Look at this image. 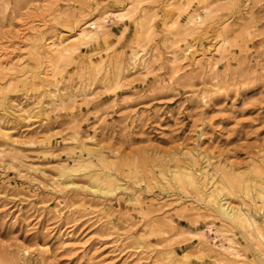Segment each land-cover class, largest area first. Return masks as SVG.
<instances>
[{"label":"rangeland","instance_id":"rangeland-1","mask_svg":"<svg viewBox=\"0 0 264 264\" xmlns=\"http://www.w3.org/2000/svg\"><path fill=\"white\" fill-rule=\"evenodd\" d=\"M0 49V264H264L199 176L264 235V0H0Z\"/></svg>","mask_w":264,"mask_h":264},{"label":"bare ground","instance_id":"bare-ground-1","mask_svg":"<svg viewBox=\"0 0 264 264\" xmlns=\"http://www.w3.org/2000/svg\"><path fill=\"white\" fill-rule=\"evenodd\" d=\"M89 37H90L89 32L84 31V30L78 31L77 36L71 37L72 39H69L71 41L70 44H68L69 41H67L68 40L67 38L66 39L59 38L57 41H54L53 39L47 40L43 36L38 37L37 43H44L47 46L45 56H44L45 63H46L45 69L49 70L50 72H54L57 69L56 63L57 62L59 63V61L73 55V53L78 50L79 43H82ZM3 51H4L3 49H0V53H2ZM4 69H5V65L3 61H1L0 59V72ZM179 174L182 175L187 182L193 185H196L198 183L200 184V180L195 179L193 176V173L189 169L182 168V171H179ZM214 175L215 174H212V173L207 174V171L206 172L204 171L199 174V176H201L202 179H205L206 177L208 178V180L206 181V184H204V189H206L207 185L209 186V188L205 192V199L207 203L214 206L215 212L220 216V218L223 221L229 223L233 227L238 228L239 230H243L247 232L248 236L257 245L259 246L264 245V235L249 217L247 210L244 208L243 202L239 201V203L236 205L232 204V202L229 200L230 193L225 191L227 187L225 178L221 175L219 177L218 175L219 178L216 179L214 178L215 177ZM115 186L116 185L109 182V183L102 184V185L96 184L94 185V189L110 192ZM209 230H210V227H209ZM218 233L219 231L216 230L215 234L218 238L220 239L225 238V235H219ZM220 254L226 255V256L227 255L237 256V252L235 248L230 244L222 248V252ZM164 255L166 257L174 256L173 249L169 248L168 250H166Z\"/></svg>","mask_w":264,"mask_h":264}]
</instances>
